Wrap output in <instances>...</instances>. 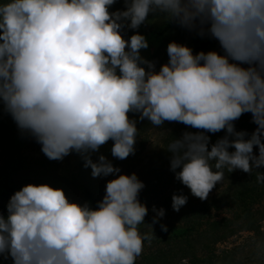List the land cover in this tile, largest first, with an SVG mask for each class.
<instances>
[{
  "label": "clouds",
  "instance_id": "obj_1",
  "mask_svg": "<svg viewBox=\"0 0 264 264\" xmlns=\"http://www.w3.org/2000/svg\"><path fill=\"white\" fill-rule=\"evenodd\" d=\"M117 2H0L3 110L49 160L75 152L93 178L113 177L96 207L48 183L17 190L7 215L0 212V257L12 264H136L153 239L139 229L149 211L139 198L145 184L103 153L93 159L109 141L113 158L135 154L140 130L130 113L155 128L167 121L197 130L164 148L175 178L201 200L225 172L264 167V0H123L124 8L111 11ZM150 15L211 37L219 50L194 53L172 41L157 70L141 54L149 47L146 36L124 35ZM245 113L257 125L250 135L235 126ZM221 131L210 145L208 133ZM256 181L264 183V172ZM187 199L174 193L173 210ZM153 211L155 224L165 210Z\"/></svg>",
  "mask_w": 264,
  "mask_h": 264
},
{
  "label": "trees",
  "instance_id": "obj_2",
  "mask_svg": "<svg viewBox=\"0 0 264 264\" xmlns=\"http://www.w3.org/2000/svg\"><path fill=\"white\" fill-rule=\"evenodd\" d=\"M122 8H124V2L118 0L110 10L115 11ZM144 26L156 41L147 59L156 62L157 70L168 61L167 46L172 41L187 44L194 53L201 50L205 52L213 49L219 50L218 42L211 37H201L195 32L181 28L175 23L165 22L159 17L154 19L150 15L149 22ZM134 33L135 30L124 29L127 38ZM130 118L137 119V127L140 130L135 145V154L124 160L115 159L111 155L113 142L109 141L101 147L99 153L93 154V159L103 153L112 160L114 165L121 168L122 173L135 172L145 184L139 198L155 217L156 212L153 211V206L157 210L163 208L164 216L175 212L168 220L162 219L163 217L159 218V225H166L167 231L158 229V232L167 233L171 239L182 238L191 233L201 235L209 233L215 238V242H220L241 231H248L253 233L264 254V183L256 181L257 172H264V167L253 170L252 174L239 169L231 173L225 172L223 184H219L221 186L211 197L201 200L193 196L190 189L175 178V173L170 170L171 154L164 148L171 139L181 136L184 131L197 130L181 123L167 121L161 128H155L147 119L140 121L139 115L135 113H130ZM235 126L238 131H247L249 135L257 127L252 122L251 113L243 114L235 121ZM154 131H164L167 135L162 140L160 148L146 160L145 153L151 133ZM208 135L211 137V145L224 136L225 131L215 134L208 133ZM29 139L30 136L21 133L12 117L3 110V105L0 104V212L5 215H7V203L10 197L24 185L48 183L58 187L56 185L58 183L56 177L58 161L49 160L44 154L35 156L29 164L23 163L18 158L17 152L29 142ZM70 155L75 166V181L79 183L85 200L92 207H96L97 202L105 195L106 185L103 181L105 177L93 178L91 169L83 166L84 161L81 156L75 152ZM174 193L188 197L186 205L182 206L179 212L172 208ZM220 210H225L229 214L209 219V213ZM153 259L156 261L157 257ZM0 264H12V261L7 259Z\"/></svg>",
  "mask_w": 264,
  "mask_h": 264
},
{
  "label": "rangeland",
  "instance_id": "obj_3",
  "mask_svg": "<svg viewBox=\"0 0 264 264\" xmlns=\"http://www.w3.org/2000/svg\"><path fill=\"white\" fill-rule=\"evenodd\" d=\"M136 31L144 34L149 41V47L141 51V54L147 58L154 49L156 41L153 39L151 32L145 29L144 25ZM124 35L127 38L126 34ZM166 135L167 133L164 131H154L151 133L145 153L146 160L160 148L162 140ZM254 152L258 154V147L254 148ZM17 154L23 163L29 164L35 156H40L43 153L41 145L34 138L30 137L29 142L20 148ZM75 174L73 159L71 155H68L62 161H58L56 169L58 183L56 185L63 188L71 200H76L80 203L87 202L79 183L75 181ZM112 178V176L105 177L103 179L105 185ZM223 182H217L216 186L209 193L208 198L214 194ZM174 214L175 212L168 213L162 219L168 220ZM209 214V219L212 220L229 213L225 210H220L212 211ZM153 216L154 214L148 211L145 223L139 225L141 233H152L153 239L150 244L148 241H145L143 252L137 257L136 264H262L264 261L263 250L258 246L255 236L251 232L241 231L220 242H215V238L209 233L202 235L191 233L182 238L176 237L171 239L167 233L158 232L161 226L159 225V220L155 224L152 223L155 217ZM154 257H157L156 261H154ZM3 261L5 259L0 257V263Z\"/></svg>",
  "mask_w": 264,
  "mask_h": 264
}]
</instances>
